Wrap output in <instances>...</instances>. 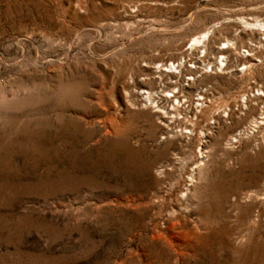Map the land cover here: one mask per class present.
<instances>
[{
	"label": "rangeland",
	"instance_id": "obj_1",
	"mask_svg": "<svg viewBox=\"0 0 264 264\" xmlns=\"http://www.w3.org/2000/svg\"><path fill=\"white\" fill-rule=\"evenodd\" d=\"M262 85L264 0H0V264H264Z\"/></svg>",
	"mask_w": 264,
	"mask_h": 264
},
{
	"label": "bare ground",
	"instance_id": "obj_2",
	"mask_svg": "<svg viewBox=\"0 0 264 264\" xmlns=\"http://www.w3.org/2000/svg\"><path fill=\"white\" fill-rule=\"evenodd\" d=\"M195 43L196 44H199V43H201V39H197L196 41H195ZM226 44H228L225 48H219V51H218V53H217V55H220L221 53L223 54H227V53H229V49H231L232 48V46H234V44H231V41L230 40H226V42H225ZM206 45V44H205ZM207 48V47H206ZM204 50V49H203ZM222 51H224V52H222ZM206 53H207V49H206V51H205ZM251 52V51H250ZM243 53H245V52H243ZM239 54H240V52H239ZM251 55H252V53H251ZM221 56V55H220ZM245 55H243V57H244ZM248 56H250V53L247 55V57ZM242 57V56H241ZM242 57V58H243ZM247 57H246V59H247ZM221 58L222 59H220L219 61L220 62H218L219 63V65H218V63H217V66H218V68L219 69H221L223 66H226L227 64H225V62H224V59L225 60H227V57L226 56H221ZM198 59V58H197ZM217 59V58H216ZM246 59H244L245 61H246ZM202 61V60H201ZM204 62V61H203ZM249 62V61H248ZM247 62V63H248ZM181 63V62H180ZM204 64V63H203ZM202 64V65H203ZM207 64H209V63H207ZM213 64V63H212ZM169 65V64H168ZM182 65V64H181ZM245 65V64H244ZM254 65V64H253ZM164 66V65H163ZM162 66V67H163ZM183 66V65H182ZM181 66V67H182ZM205 66V65H204ZM207 66V65H206ZM205 66V67H206ZM210 66H213V65H211L210 64ZM216 66V65H215ZM214 66V67H215ZM250 66V65H249ZM248 66V67H249ZM251 66H252V64H251ZM156 67V66H155ZM165 67V66H164ZM173 67V69L175 68L174 67V64L172 63V65H171V67H167V68H163V72H165V73H170V74H172V73H174V72H170V68H172ZM208 67V66H207ZM243 67V66H242ZM248 67H246V68H244V70L246 69H251V68H248ZM191 68V67H190ZM203 68V67H202ZM209 68V67H208ZM208 68L206 69V70H208ZM212 68V67H211ZM171 70V71H174V70ZM199 69H201V68H199ZM218 69V70H219ZM157 71V70H156ZM214 71V70H213ZM221 71V70H220ZM219 71V72H220ZM242 70H239V72H241ZM191 73H193L194 74V72L193 71H190ZM222 72V71H221ZM244 72H246V71H244ZM159 73V72H158ZM161 73V72H160ZM180 73V72H179ZM178 73V74H179ZM242 73V72H241ZM162 74V73H161ZM175 74V73H174ZM242 74H244V73H242ZM166 75V74H165ZM168 75V74H167ZM169 77V76H168ZM178 78V77H177ZM190 79V78H189ZM175 84V83H174ZM178 84V83H177ZM178 87V86H177ZM167 88H168V86H167ZM174 90L176 89L175 87L173 88ZM173 90V91H174ZM181 90H182V88H181ZM181 90H178V93L176 94V93H173L171 90V92L173 93V94H168V91L166 92L165 90V92H163V90L161 91L163 94H162V99L164 98V100L166 101V102H171L172 103V105H171V112H169V111H164V109L166 108H162L163 109V111H161L163 114H165V116H162L161 114L159 115L158 114V120L160 121V123L161 124H163V126H165V127H167V129H168V132L166 133L167 134V136L168 137H166L165 138V140H168V139H176V138H178L179 136H178V128L180 129V134H182L181 136H187V137H189V135L191 136L192 134H193V131H194V129L196 128V126H197V120H198V112L197 113H195V115H194V118H193V116L192 117H189L188 116V113H186L184 116H182L183 115V112L185 111L186 112V107H185V104L188 102L189 103V101H185L184 103H183V101L180 99V97L178 96V94H182V93H184L183 91H181ZM174 92H176V90L174 91ZM207 91H205V93H206ZM139 93H141L142 95H140V96H142L143 97V95L145 96L143 99L144 100H146V101H148V102H150L152 105L155 103V97H159L160 95H158L159 93L158 92H151V91H147V90H143V91H139ZM253 95L252 96H250L251 98H249V96L247 97V96H245V98L244 99H242L243 101H242V110L243 111H250L251 110V107L250 106H252L251 105V103L253 102V100H252V98H257V100H259L261 103H264V85H262L259 89H257V90H255V91H253ZM257 93V94H256ZM169 96H168V95ZM207 94V93H206ZM155 95H157V96H155ZM184 95V94H183ZM248 95V94H247ZM184 97V96H183ZM198 97H200L199 99H197V101H199L200 103H198V107L200 108L201 107V109L202 108H205V107H208V105H207V99H208V96L206 97V96H202L201 94H199L198 95ZM160 98V97H159ZM160 100H161V98H160ZM158 105V104H157ZM159 107V106H158ZM183 107H185L184 109V111L182 110V108ZM188 107H190V106H187V108ZM161 108H160V110H162ZM159 110V111H160ZM199 111V110H198ZM228 112H231L232 110L231 109H228L227 110ZM234 111V110H233ZM252 111V110H251ZM160 112V113H161ZM228 112H225L224 111V114H225V116H227V117H230L231 116V114L230 113H228ZM199 113H201V112H199ZM197 114V115H196ZM223 114V113H222ZM245 114V113H244ZM167 116V117H166ZM181 116H182V118H181ZM157 118V117H156ZM194 120H193V119ZM196 118V119H195ZM264 112H262L261 113V116H260V118H255L252 122H251V124H250V126L248 127V128H246L245 130H243V131H240L237 135H235L234 137H232L231 139H230V142H229V145L231 146L233 143L235 144V143H238L242 138H244V136H248L249 135V133L251 132V133H254L255 132V129H259V128H261L263 125H264ZM172 125V126H171ZM158 127V126H157ZM172 127V128H171ZM188 127H191V130L190 131H187L188 130ZM159 128V127H158ZM177 130V131H176ZM184 131V132H183ZM179 134V135H180ZM178 136V137H177ZM186 138V137H185ZM247 138V137H246ZM170 144H172L171 142H170ZM228 145V146H229ZM202 155H201V159H200V162H201V166L202 165H205L206 164V160H207V158H208V155H207V151L203 148L202 150ZM203 162H205V163H203ZM203 163V164H202ZM160 172V175H164V171H162V170H160L159 171ZM196 172V171H195ZM198 173V172H197ZM193 180H194V178H192V181L191 182H193ZM189 189V188H188ZM188 191V190H187ZM189 194H187L186 193V195H183V196H188ZM185 198V197H184ZM183 199V198H182ZM183 200H185V199H183ZM190 200V199H189ZM188 202V201H187ZM188 209V208H187Z\"/></svg>",
	"mask_w": 264,
	"mask_h": 264
}]
</instances>
